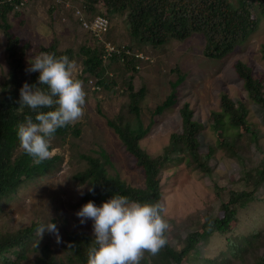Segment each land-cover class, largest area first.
Here are the masks:
<instances>
[{"label": "rangeland", "instance_id": "374dc122", "mask_svg": "<svg viewBox=\"0 0 264 264\" xmlns=\"http://www.w3.org/2000/svg\"><path fill=\"white\" fill-rule=\"evenodd\" d=\"M84 3L85 0H29L8 15L12 26L9 35L21 41L20 49L26 51V68L34 55L54 47L59 53L71 51L72 61L75 62L74 78L88 79L87 82L82 80L86 92L84 115L72 123V126L80 129V136L69 133L54 137L50 141V157H61L55 169L45 177L18 187L0 203V234L16 232L36 223L39 230L35 242L50 245L57 259L64 264H68L71 257L68 243L70 234L94 237L92 221L82 224L76 215L88 203L84 197L92 188L89 181L77 178L89 167L84 156L98 157L104 161L101 156L104 152L108 156L106 170L109 176H118L132 187L145 188L143 170L136 166L118 133L109 124L110 121L130 127L137 124L136 116L130 112L131 99L125 91L128 89L130 71L119 62L110 63L104 77L109 82L113 81L115 88H101L99 91L92 89L94 77L83 73L85 56L82 48L103 47L91 32L84 29L76 15L78 10L84 11ZM95 8L92 12L85 11L88 15L86 18L90 20L99 14L109 18L111 28L103 37L105 42L114 46L132 45L135 53L144 55L133 79L136 91L142 86L147 90L146 98L140 105L139 118L145 128H151L140 142L141 147L153 158L162 155L170 136L182 131L180 110L188 103L194 111V120L203 127L198 137L199 153L205 157L210 149L214 150L210 158L211 172L208 174L193 169L187 164V159L170 164L165 169L162 197L164 219L169 225L170 245L180 251L187 234L202 231L207 223L222 217V204L228 199L230 191H249L257 178L255 172L252 182H246L245 170L239 158L226 153L220 144L221 139L228 133L239 136L236 149L241 157L251 158V164H246L249 170H257L264 162V107L248 95L244 82L235 71V64L241 61L253 69L255 77L264 85V19L259 30L233 52L214 60L204 55L206 43L201 34H194L184 42L174 40L158 47L137 45L129 34L125 16L108 15L101 3ZM8 44L9 39L0 29V88L5 84L14 87L10 78ZM179 75H184L185 81L178 88L177 104L155 116L156 107L170 94L171 83ZM223 95L236 105L243 104L247 111V123L242 128H232L228 119H224L228 126L225 135L223 131L218 132L213 128V113L221 112ZM249 128L258 131L257 139L247 137L246 130ZM257 196L263 199L264 187L258 189ZM253 217L257 219L250 221ZM238 218L239 222L235 224L238 233L249 232L250 224L260 228L264 225V204H249L239 210ZM50 224H54L57 231L43 232ZM222 241L220 236L204 241L182 264H204V255H216L226 249ZM146 258L143 255L142 263L147 261ZM28 260L20 264H34L32 253Z\"/></svg>", "mask_w": 264, "mask_h": 264}, {"label": "trees", "instance_id": "16d2710c", "mask_svg": "<svg viewBox=\"0 0 264 264\" xmlns=\"http://www.w3.org/2000/svg\"><path fill=\"white\" fill-rule=\"evenodd\" d=\"M20 0L8 2L0 0V29L3 30L8 44V60L10 64V78L14 87L8 84L0 88V203L18 187L31 182L37 178L45 177L55 169L61 157L58 155L49 157L41 163H34L19 146L17 138V125L25 122L26 116H32L35 120L37 112H47L54 108H41L33 112L26 106L21 108L18 101L19 90L25 82L30 85L37 83L39 73H28L25 60L26 51L20 49L22 43L19 39H12L9 30L12 26L9 23L8 15L13 13L16 4ZM99 3L106 7L108 15H123L126 18L129 34L137 45H151L153 47L163 46L171 41L184 42L194 34H201L205 39V55L212 59H221L241 43L245 42L251 35L257 32L264 19V0H85L83 9L95 10ZM121 47V46H120ZM126 49L134 51L132 45ZM84 59L83 73L89 74L98 79V86L102 88H115L113 81L105 79L107 66L113 62H121L117 52L109 59L107 65L103 62V50L82 48ZM44 52L54 53L56 57L67 56L72 61L71 51L59 53L54 47ZM126 52V51H125ZM264 52V47H263ZM121 63L124 68L130 71L127 79L128 89L125 90L131 99L130 112L137 118L135 127L123 125L122 123L109 122L118 133L122 143L129 155L135 160L136 166L141 168L145 177V188L138 189L126 184L118 176L111 177L106 170L108 156L102 152L101 158L84 156L88 163V169L79 174L77 178L89 181L93 191L89 192L84 201H92L96 205H102L114 195L127 196L131 201L140 203H156L162 205L163 197V176L165 169L173 163L186 159L188 165L193 166L196 171L203 173L211 172L210 158L214 150L210 149L205 157L199 153L200 144L198 137L203 131L201 124L194 120V111L188 103L180 110L182 118V131L173 133L170 136L168 145L164 148L163 154L153 158L140 145V142L148 135L151 126L144 127L139 116L141 115V103L146 96V87L142 86L135 91L133 79L138 70L136 65L138 59L133 55L124 54ZM235 71L244 82L248 95L259 105L264 107V85L255 77L253 69L247 64L239 61L235 64ZM81 81H88L78 77ZM185 81L184 75L171 83V91L163 103L156 107L154 114L161 115L171 109L178 101V88ZM47 88V86H41ZM221 112L213 113V128L223 131L228 130L226 118L232 128L244 127L247 123V111L243 104L236 105L226 95L221 98ZM225 119V120H224ZM236 127V129H237ZM80 136L81 131L69 124L56 131L54 137H63L67 134ZM247 137L258 138V131L246 130ZM239 136L228 133L221 139L220 144L226 153L237 157L240 165L245 170L246 182H252L257 178L249 191H230L228 199L222 204V217L207 223L202 231H194L184 239V246L177 251L169 242L168 231L165 236L167 244L155 255L145 252L147 261L140 264H182L188 259L199 244L214 236L223 238L222 243L225 250L219 254L204 255V264H264V225L259 228L250 224V231L238 233L236 223L239 222L238 212L253 202L264 204L263 199L257 196L259 188L264 187V162L255 171L249 170L247 163L252 162L251 158H243L236 149ZM52 147L50 146V151ZM264 158V157H263ZM249 170V171H247ZM163 206V205H162ZM1 207V205H0ZM164 209V207H163ZM165 211L163 212V216ZM253 217L250 221L256 220ZM39 225H32L19 229L16 232L0 234V264H20L23 261L29 262L31 253L34 255V264H64L60 262L50 245H39L35 242ZM69 257L68 264H87L86 252L94 245V237L88 235L68 236ZM214 255V257H213Z\"/></svg>", "mask_w": 264, "mask_h": 264}, {"label": "clouds", "instance_id": "9594fccd", "mask_svg": "<svg viewBox=\"0 0 264 264\" xmlns=\"http://www.w3.org/2000/svg\"><path fill=\"white\" fill-rule=\"evenodd\" d=\"M20 7L21 5L16 4L13 12ZM108 32L102 35V39L92 34L103 44L100 49L104 51L102 56L104 64L106 65L118 50L117 56H120L121 61L119 63L123 62L124 54L133 55L138 59L136 69L139 70L137 66L144 60L143 53H135L126 49V46H114L105 42L103 37ZM107 44L115 48L111 55H108ZM28 64L29 67L26 69L28 73H39L37 83L40 86L27 82L23 84L19 90L20 107L26 106L33 112L41 108L54 110L37 112L35 120L30 115L26 116L25 122L17 125L16 133L20 148L34 163H41L51 156L50 141L56 131L83 117L86 92L83 82L74 78L75 62L67 56L56 57L54 53L40 52L34 55ZM94 79L92 89L101 90L102 87L97 84L98 79L95 77ZM89 191L93 189L90 188ZM163 212V206L159 202L140 203L131 201L123 195H114L100 206L92 201L83 205L76 215L82 224L88 220L92 221L95 245L86 252L87 264H140L145 252L157 254L167 244L165 232L169 225L164 219ZM45 230L57 231L54 224L48 225L43 232Z\"/></svg>", "mask_w": 264, "mask_h": 264}, {"label": "built area", "instance_id": "2783aa9c", "mask_svg": "<svg viewBox=\"0 0 264 264\" xmlns=\"http://www.w3.org/2000/svg\"><path fill=\"white\" fill-rule=\"evenodd\" d=\"M27 2H29V0H20L19 5L24 6ZM81 11L78 10L76 15L79 16V21L83 25L84 29L91 32L98 39H102V35L107 33L110 28L109 19L106 16L99 14L88 20L86 18L88 16L85 13L86 10L84 9V11ZM107 52L108 55H111L115 52V48L112 45L107 44Z\"/></svg>", "mask_w": 264, "mask_h": 264}]
</instances>
